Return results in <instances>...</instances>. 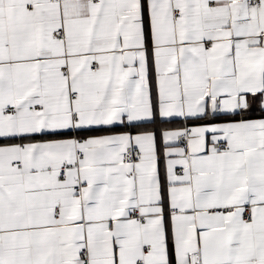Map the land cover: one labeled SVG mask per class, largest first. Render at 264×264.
Listing matches in <instances>:
<instances>
[{
    "label": "snow or ice",
    "instance_id": "1",
    "mask_svg": "<svg viewBox=\"0 0 264 264\" xmlns=\"http://www.w3.org/2000/svg\"><path fill=\"white\" fill-rule=\"evenodd\" d=\"M0 264H264V0H0Z\"/></svg>",
    "mask_w": 264,
    "mask_h": 264
},
{
    "label": "crops",
    "instance_id": "2",
    "mask_svg": "<svg viewBox=\"0 0 264 264\" xmlns=\"http://www.w3.org/2000/svg\"><path fill=\"white\" fill-rule=\"evenodd\" d=\"M256 115H259V113L257 112Z\"/></svg>",
    "mask_w": 264,
    "mask_h": 264
}]
</instances>
